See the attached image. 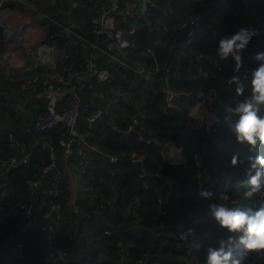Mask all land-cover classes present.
Wrapping results in <instances>:
<instances>
[{
	"label": "built area",
	"instance_id": "1",
	"mask_svg": "<svg viewBox=\"0 0 264 264\" xmlns=\"http://www.w3.org/2000/svg\"><path fill=\"white\" fill-rule=\"evenodd\" d=\"M202 1L213 3L201 11L192 10L175 23L172 42L167 45L168 24L159 25L156 21L160 0H41L47 9L31 0H0V63L23 50L28 61L26 69L34 73L31 78L21 79L18 89L22 96L7 91L0 95V107L5 108L2 112L15 115V120H29L22 125L0 126V264H29L21 236L34 229L38 221H41L39 234L32 241L46 253L48 264L65 262L68 252L56 246L58 228L66 219L60 214L61 194L66 195L72 213L80 211L81 199L86 202L99 199L100 206H107L110 212L117 210V180L104 187L109 196L101 197V187L97 185L99 159L111 166L139 163L134 201L127 203L123 212L125 220L134 216V227L140 222L136 210L141 200L150 202L161 216L169 213L170 207L165 206L166 199L161 194L163 187L171 186L168 176L161 172L150 174L145 168L146 157L139 151L112 154L99 145L106 135L122 136L124 140L133 138L145 146L158 147L164 163L185 161L181 146L148 135V109L139 100L147 89L156 85L162 96L163 116L184 113L185 125L179 129V135L199 132L203 152L215 147L210 157H216L218 150L229 144L231 133L223 128V119L214 131L206 132L193 126L195 122L188 117L196 100L213 99L211 105L206 101L204 107H210L222 118L223 94L227 93L226 102H231L235 87L224 83L232 75V68L225 67L228 60L194 48V40L201 34L198 27H203L211 38L218 35L214 6H226L229 0ZM255 1L239 0L236 13L250 11L257 24L264 21V11L257 9ZM194 15L200 16L197 24L190 22ZM142 28L152 30L154 36L148 46L140 49ZM164 46L170 53L177 51L186 58L195 56L202 60L212 70V84L198 90L176 89L179 71L157 57V51ZM251 62L260 63L244 55L241 75L245 77V88ZM187 76L191 81L201 79L199 72H188ZM201 91L204 97L199 96ZM25 96L39 103L31 118L24 117ZM7 104H10L8 111ZM32 129L38 135L33 145H28L23 135ZM193 154L199 180L203 163L198 152ZM11 171L26 177V198L16 195ZM198 223L194 216L192 225L197 227ZM119 252L124 258L118 264H128V250L121 247ZM147 257L144 252L137 262L142 263ZM101 258L105 260V254Z\"/></svg>",
	"mask_w": 264,
	"mask_h": 264
},
{
	"label": "trees",
	"instance_id": "2",
	"mask_svg": "<svg viewBox=\"0 0 264 264\" xmlns=\"http://www.w3.org/2000/svg\"><path fill=\"white\" fill-rule=\"evenodd\" d=\"M238 3L239 0H229L226 6L214 7L220 27L219 33L217 37L211 38L208 32H203L201 38L195 43L197 51L216 56L214 46L218 37L232 32L239 26H245L249 23L256 25L251 16L245 13H236ZM255 4L259 11H264L262 0H256ZM210 5L209 2L202 0H160L159 9L156 12V21L159 25L165 22L168 24L170 33L166 39L170 38V40H166L167 45L172 42L175 23L186 18L191 10L201 11ZM153 36L152 30L142 28L139 31V37L142 39L140 49L148 46ZM255 51H264V35L260 38L253 37L245 49L244 55L251 57ZM69 53L74 56L72 50ZM157 57L160 62H166L172 66L173 70L179 71V79L175 84L176 89L198 90L199 88H206L212 82L210 79L211 69L205 68L203 63L194 56L186 58L177 51L170 53L167 46H164V49L157 51ZM253 66V62H251V67ZM230 67H232L231 60L226 64V68ZM204 71L208 72L206 78L203 76L199 81L188 79V72L202 73ZM139 100L148 109V135L157 136L162 142L181 146L185 161L181 164L164 163L158 147L145 146L133 138L124 140L122 136L106 135L99 141V145L112 154H120L123 150L139 151L146 157L145 168L150 174L161 172L168 176L172 182L171 186L163 187L161 194L166 199L165 206L170 207V211L167 215L161 216L157 214L150 202L141 200L136 210L137 218L141 221L136 228H133L134 216L131 215L128 220L123 218L124 208L131 201L129 191L132 184L133 165L122 163L111 166L102 163L99 159L97 161L99 168L97 185L101 187V197L109 196L104 187L110 181L117 180L118 186L115 193L117 210L110 212L107 206H100L99 199L87 202L81 199L79 201L80 211L72 213L66 195L61 194L58 197L61 205L60 214L66 219L58 228L56 246L68 252L65 262L62 264H82L84 261H90L92 264H118L121 260V253L119 252L121 247L128 250V264H137V260L144 252H147L149 257L142 264H203L204 246L214 244L216 239L222 237L224 233L214 225L208 216L205 202L196 195L198 184L210 188L214 193L213 199L219 203L232 205L231 200L234 199L236 202L250 204L249 198L245 195L247 189H242L237 185V179L243 178L245 164L237 165L235 168L228 165V158L232 152H239L243 160L248 154L246 145L236 143L232 135L230 143L219 149L216 157H210L209 154L215 151V147L211 148L209 152H203L201 147L202 136L199 132H189L186 140L179 135V129L185 125V117L182 111L171 116L161 114L162 96L156 91V85L147 89L145 95L139 97ZM36 135L38 133L34 129L23 135L26 144L33 145V139ZM256 150L264 152V148L258 147ZM194 151L199 153L203 163L202 175L199 180L196 179L197 167L195 166ZM10 176L16 195L19 198H26L28 194L24 185L26 177L14 171L10 172ZM222 184L233 187L232 192H224H227L225 194L228 196L227 200L222 199L224 196L222 195L223 191L220 190ZM61 186L64 187L63 182ZM137 194L140 193L137 192ZM142 195L151 196L149 193ZM41 211L42 209L39 210V212ZM194 216L200 219L197 239L202 244L196 251L187 254L186 245L180 243L176 230L179 224L190 226ZM40 225L41 221H38L34 229L26 231L21 236L29 264H48L46 253L37 247L36 242L32 241V238H37ZM105 230H108L107 234ZM119 243H121L120 246H118ZM261 253L249 254L244 257L242 264H250V262L264 264V252ZM102 254H105V260L101 258Z\"/></svg>",
	"mask_w": 264,
	"mask_h": 264
},
{
	"label": "clouds",
	"instance_id": "3",
	"mask_svg": "<svg viewBox=\"0 0 264 264\" xmlns=\"http://www.w3.org/2000/svg\"><path fill=\"white\" fill-rule=\"evenodd\" d=\"M199 19V15H194L190 18V22L197 24ZM198 32L201 34L194 40V48L197 40L206 31L203 27H198ZM262 35H264V21H259L256 25L249 23L239 26L232 32L217 38L214 57L232 62L230 67L232 75L226 77L224 83L235 86L233 98L226 107L221 109L224 113L222 118L210 107H204L206 101L208 105H211L213 99H198L188 111V117L195 122L193 126L202 127L206 132L214 131L223 119V128L231 133L230 141L233 135L236 143L246 145L248 149V154L243 160L239 152H232L228 158V165L235 168L237 165L245 164L243 178L237 179V185L247 189L245 195L249 198L250 204L236 202L234 199L231 200L232 205L219 203L213 199L214 193L210 188L197 187L196 195L205 202L208 216L217 229L224 233L222 237L216 239L214 244L204 246L203 264H242L244 257L249 254L264 252V152L256 150L258 147L264 148V51H255L251 54V59L260 63L247 70V88H245V77L241 75V70L245 68V49L253 37L260 38ZM200 61L203 63L202 60ZM204 67L209 68L205 65ZM201 75L206 78L208 72L204 71ZM199 96L204 97L203 91L199 93ZM173 163H182V161L176 160ZM232 189V186L222 184L220 186L224 195L222 199L227 200L228 196L225 194L228 191L232 192ZM225 191L227 192L224 193ZM133 228L136 227L133 226ZM198 232L199 228L192 225V220L190 226L179 224L176 230L180 241L190 247L200 248L202 243L200 244L197 239ZM187 254H189L188 250ZM123 258L121 254L120 261ZM137 264L142 263L137 262Z\"/></svg>",
	"mask_w": 264,
	"mask_h": 264
},
{
	"label": "crops",
	"instance_id": "4",
	"mask_svg": "<svg viewBox=\"0 0 264 264\" xmlns=\"http://www.w3.org/2000/svg\"><path fill=\"white\" fill-rule=\"evenodd\" d=\"M31 1L35 2L38 5V7L42 9H47V5L41 2V0H31ZM209 3H213V2H209ZM217 24L218 23H216L214 26L218 27V33H219L220 28H219V24L218 25ZM27 67H28V61L26 59V53L23 50L17 52L16 54L11 55L8 60L1 62L0 63V93L2 91H7L9 94L14 93L21 95L19 93L20 90L18 89L21 83V79L23 77L31 78L34 74L33 72H28L26 69ZM33 70H37V69H33ZM202 77L203 76L201 75V78ZM210 79H211V74H210ZM223 97L224 100L222 101V104L225 105L226 107L228 104L226 102L227 93L223 94ZM24 100H25V106H27L24 117L31 118L39 103H37L32 98L29 99L27 96L24 97ZM15 117H16L15 115L11 117V115H9L6 111L2 112V110H0V126H4V125L12 126L13 124L22 125L23 123L26 124L29 122L27 118L24 120H15L14 119ZM180 243L186 245L187 250L194 249V247H190L184 242H180Z\"/></svg>",
	"mask_w": 264,
	"mask_h": 264
},
{
	"label": "water",
	"instance_id": "5",
	"mask_svg": "<svg viewBox=\"0 0 264 264\" xmlns=\"http://www.w3.org/2000/svg\"><path fill=\"white\" fill-rule=\"evenodd\" d=\"M189 132H186V134L184 135L183 139L186 140V138L188 137ZM140 171V166L139 163H135L133 165V170H132V184L130 187V191H129V195H130V199L134 201V194L135 191L137 189V185H138V177L137 174ZM134 205L136 206V202H134Z\"/></svg>",
	"mask_w": 264,
	"mask_h": 264
},
{
	"label": "rangeland",
	"instance_id": "6",
	"mask_svg": "<svg viewBox=\"0 0 264 264\" xmlns=\"http://www.w3.org/2000/svg\"><path fill=\"white\" fill-rule=\"evenodd\" d=\"M247 13H248L247 15L251 16V15H250V13H251L250 11L247 12ZM0 95H1V93H0ZM0 110H5V108H4V107H0ZM78 189H79V187H78ZM138 229L140 230V228H138Z\"/></svg>",
	"mask_w": 264,
	"mask_h": 264
},
{
	"label": "bare ground",
	"instance_id": "7",
	"mask_svg": "<svg viewBox=\"0 0 264 264\" xmlns=\"http://www.w3.org/2000/svg\"><path fill=\"white\" fill-rule=\"evenodd\" d=\"M19 89H20V88H19ZM9 105H10V104H7V105L5 106V107L7 108V110H9V107H10Z\"/></svg>",
	"mask_w": 264,
	"mask_h": 264
}]
</instances>
